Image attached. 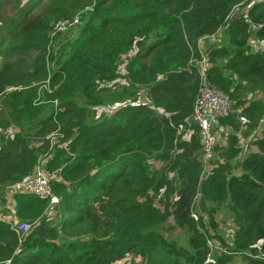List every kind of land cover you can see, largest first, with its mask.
I'll use <instances>...</instances> for the list:
<instances>
[{
    "label": "trees",
    "instance_id": "trees-1",
    "mask_svg": "<svg viewBox=\"0 0 264 264\" xmlns=\"http://www.w3.org/2000/svg\"><path fill=\"white\" fill-rule=\"evenodd\" d=\"M75 14L46 51L51 24ZM261 37L264 0H0V264H203L207 242L264 264ZM202 56L232 110L200 176L190 114ZM45 79L51 93L33 84ZM238 116L254 149L234 161ZM56 129L63 146L48 151ZM49 152L55 204L19 187ZM223 212L230 238L210 232ZM167 221L182 240L158 232Z\"/></svg>",
    "mask_w": 264,
    "mask_h": 264
},
{
    "label": "built area",
    "instance_id": "built-area-1",
    "mask_svg": "<svg viewBox=\"0 0 264 264\" xmlns=\"http://www.w3.org/2000/svg\"><path fill=\"white\" fill-rule=\"evenodd\" d=\"M79 22L78 14L70 18H60L55 20L49 29L48 37L52 39L56 34L65 31L69 27L77 25ZM212 35L207 38L206 42H210ZM204 40L197 42L198 47L203 46ZM254 48L264 53V37L256 38L253 41ZM207 61L202 56L198 61V78L199 86L197 94L194 98L190 119L197 127L198 142L201 150V170L200 176L205 175L211 168V162L215 155V146L218 144L219 131L222 130L221 119L226 117L231 112V101L228 95L220 89H217L206 80ZM55 102V101H54ZM50 134L46 136L49 142L48 151L51 149L53 142L49 140ZM51 154L45 153L37 159V162L32 171L26 173L21 182L20 190L25 193L33 194L39 199H47L49 204L57 203V197L52 193L50 180L53 173L47 168V162L51 158ZM191 217L195 220L196 216L192 212ZM28 224L19 222L16 223L15 231L24 232L28 229ZM210 249L213 247L210 242H207ZM259 249V245H256ZM213 259L206 255L203 264L212 263Z\"/></svg>",
    "mask_w": 264,
    "mask_h": 264
},
{
    "label": "rangeland",
    "instance_id": "rangeland-1",
    "mask_svg": "<svg viewBox=\"0 0 264 264\" xmlns=\"http://www.w3.org/2000/svg\"><path fill=\"white\" fill-rule=\"evenodd\" d=\"M7 6L8 5H6V4L4 5L5 8ZM75 29H76V27H74V26L73 27H70L67 30L59 33V35H63V34H67V33L72 34L75 31ZM60 38L58 39V41L60 40ZM203 45H204V42H203ZM56 47H57V45L54 44L53 40L52 39H49L47 41V45H46V48L45 49H46V51L47 50L49 51V50H51L50 48L55 49ZM30 55H32V52H28L27 54H24V58L27 59ZM13 58L16 59L17 58V55L14 54ZM48 78H49V75L47 74V79ZM33 84H37V86H38L37 90L45 89L48 93H51V89L49 88L48 81L46 79L43 82H38V83H33ZM35 100L36 101L40 100L39 94H37L35 96ZM53 103L55 104L54 101H53ZM243 131H244V127H242V129H241V133ZM49 134H50L49 140H51L53 143H55L59 139L56 142V144L63 146L62 133L59 132L58 129L52 130L51 132H49ZM224 135L225 134L223 133V135H221V137L219 138L218 144H217L218 146L221 145V144L224 145ZM250 138H251V136H249V137L240 136V138H238L237 147H238L239 151H238V154L235 156L234 161H238L239 159H241L244 156V154L246 153V151L250 149V146L248 145V142H249ZM216 154H217V151L215 152V156H216ZM193 202L194 203L196 202V196L194 197ZM7 209H8V212H9L10 210H9L8 207H7ZM7 209H6V207H1L0 208V215H1V212L7 213V211H6ZM219 212H221V210ZM7 214H9V213H7ZM215 219L216 220H215V223H214V229L212 227H210V232L211 233L213 232L215 234L221 233V234L225 235L226 238L227 237L230 238L231 237V234H232L231 231L233 229H232V224H230L231 222L228 219V214L225 213V212H223V213H217L216 216H215ZM23 223H26V222H23ZM170 223H171L170 221H167L165 224L161 225L160 228L158 229V232L164 238H166L167 240H172V239H176V238H178L179 240H182L184 238V235L186 234V232L184 230H181V229H178V228H172L170 230H167V227L170 225ZM211 245H212V243H211ZM214 251H218L220 253L230 255L229 256V260L225 264H247L246 263V260L243 259L242 255H239V254L234 253V252L227 251L226 248H224V247L218 248V247H214L213 246L210 249V253H209V257L210 258L213 257L212 254H213ZM257 255L260 258H264L261 255V253H257ZM158 257H159V254L156 257H154V260H152L153 262H151L150 264H160L159 261H158ZM117 264H123V263L119 262Z\"/></svg>",
    "mask_w": 264,
    "mask_h": 264
},
{
    "label": "crops",
    "instance_id": "crops-1",
    "mask_svg": "<svg viewBox=\"0 0 264 264\" xmlns=\"http://www.w3.org/2000/svg\"><path fill=\"white\" fill-rule=\"evenodd\" d=\"M243 118L241 117V116H238V123H239V126H238V130H237V138H240V136H242V133H241V129H242V127H243ZM259 123L260 124H262V125H264V120L263 119H260L259 120ZM241 133V134H240ZM45 138H46V136H45ZM250 149L251 150H253L254 148L253 147H250ZM238 154V153H237ZM6 207H8V208H10V205L9 206H6ZM2 218L4 219V217H3V215H2Z\"/></svg>",
    "mask_w": 264,
    "mask_h": 264
}]
</instances>
